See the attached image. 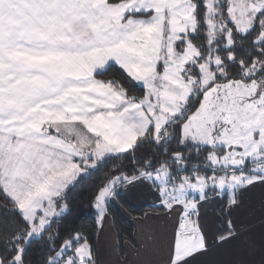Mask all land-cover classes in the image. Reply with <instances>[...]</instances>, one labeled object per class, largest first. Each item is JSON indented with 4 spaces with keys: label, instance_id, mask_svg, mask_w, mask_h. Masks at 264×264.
Instances as JSON below:
<instances>
[{
    "label": "snow or ice",
    "instance_id": "obj_1",
    "mask_svg": "<svg viewBox=\"0 0 264 264\" xmlns=\"http://www.w3.org/2000/svg\"><path fill=\"white\" fill-rule=\"evenodd\" d=\"M109 160L94 233L66 230ZM257 188L264 0H0V264H264ZM138 189L122 238L110 205Z\"/></svg>",
    "mask_w": 264,
    "mask_h": 264
},
{
    "label": "trees",
    "instance_id": "obj_2",
    "mask_svg": "<svg viewBox=\"0 0 264 264\" xmlns=\"http://www.w3.org/2000/svg\"><path fill=\"white\" fill-rule=\"evenodd\" d=\"M133 91L136 94H139L140 92V90L137 88H134ZM119 163L121 162L112 160L107 161L98 172L84 180L80 184V186L77 187L71 197V214L68 215L67 219L64 221V228L66 230H70L72 228H79L83 230L86 234L94 233L95 213L94 210L88 206L91 189L96 183H98L103 178L104 174L113 165ZM123 163L127 164V161H124ZM117 202L124 210H126L133 217H141L144 212L151 210V206H145L139 209L132 208L122 199V197L117 198ZM109 216L111 218L112 224L114 223L117 226V230L119 231L122 238L130 239L133 237L132 226L123 218L118 208L110 205Z\"/></svg>",
    "mask_w": 264,
    "mask_h": 264
},
{
    "label": "crops",
    "instance_id": "obj_3",
    "mask_svg": "<svg viewBox=\"0 0 264 264\" xmlns=\"http://www.w3.org/2000/svg\"><path fill=\"white\" fill-rule=\"evenodd\" d=\"M262 195H264V190L257 188V189H254L251 193H248L245 197L246 206L251 205V206L256 207L257 215L259 214L258 209H259V203H260ZM121 197L130 207L135 208V209H139V208H142L145 206H151L152 203L154 202L152 194L146 190H143V189H138V190H134V191L129 192V193H124ZM112 206L119 209L123 218L132 226L133 236H135V234L140 229V225L137 223L138 217L131 216L126 210H124L118 204L117 200L115 202H113ZM218 208H219V202H217L214 205L209 206L208 213H209L210 221L215 220L212 213L214 210L217 211ZM108 223L112 224L110 216H109ZM216 226H219L218 221H216ZM110 241H111V232H106L105 236L102 238V246L107 247V245L110 243ZM205 259H207V258H205Z\"/></svg>",
    "mask_w": 264,
    "mask_h": 264
}]
</instances>
